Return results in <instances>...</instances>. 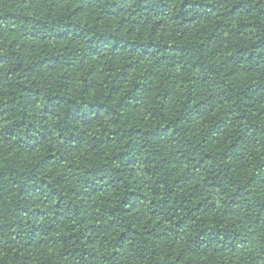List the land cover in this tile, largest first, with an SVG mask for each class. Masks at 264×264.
<instances>
[{
  "label": "trees",
  "instance_id": "obj_1",
  "mask_svg": "<svg viewBox=\"0 0 264 264\" xmlns=\"http://www.w3.org/2000/svg\"><path fill=\"white\" fill-rule=\"evenodd\" d=\"M0 264H264V0H0Z\"/></svg>",
  "mask_w": 264,
  "mask_h": 264
}]
</instances>
